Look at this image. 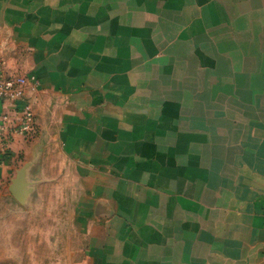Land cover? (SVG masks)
<instances>
[{
	"label": "crops",
	"instance_id": "crops-1",
	"mask_svg": "<svg viewBox=\"0 0 264 264\" xmlns=\"http://www.w3.org/2000/svg\"><path fill=\"white\" fill-rule=\"evenodd\" d=\"M0 60L13 163L71 201L53 264H264V0H0Z\"/></svg>",
	"mask_w": 264,
	"mask_h": 264
},
{
	"label": "rangeland",
	"instance_id": "rangeland-1",
	"mask_svg": "<svg viewBox=\"0 0 264 264\" xmlns=\"http://www.w3.org/2000/svg\"><path fill=\"white\" fill-rule=\"evenodd\" d=\"M209 91L203 95L213 96L214 90ZM21 161L13 163L10 153L0 154V264H53L63 253L71 225L65 181L62 186L37 187L27 207H22L8 193L15 169L6 168L8 162L18 168Z\"/></svg>",
	"mask_w": 264,
	"mask_h": 264
},
{
	"label": "built area",
	"instance_id": "built-area-1",
	"mask_svg": "<svg viewBox=\"0 0 264 264\" xmlns=\"http://www.w3.org/2000/svg\"><path fill=\"white\" fill-rule=\"evenodd\" d=\"M25 84L26 80L9 75L0 60V154L10 153L13 138H26L34 132L35 117L31 108L18 110Z\"/></svg>",
	"mask_w": 264,
	"mask_h": 264
},
{
	"label": "water",
	"instance_id": "water-1",
	"mask_svg": "<svg viewBox=\"0 0 264 264\" xmlns=\"http://www.w3.org/2000/svg\"><path fill=\"white\" fill-rule=\"evenodd\" d=\"M35 164L36 162H28L17 170L8 187L10 195L22 207H27L35 193L34 183L29 180Z\"/></svg>",
	"mask_w": 264,
	"mask_h": 264
}]
</instances>
